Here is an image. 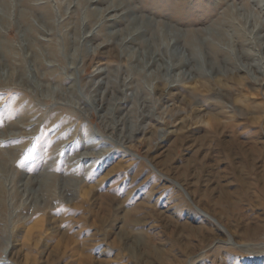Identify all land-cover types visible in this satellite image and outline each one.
I'll use <instances>...</instances> for the list:
<instances>
[{
  "label": "rangeland",
  "instance_id": "374dc122",
  "mask_svg": "<svg viewBox=\"0 0 264 264\" xmlns=\"http://www.w3.org/2000/svg\"><path fill=\"white\" fill-rule=\"evenodd\" d=\"M20 1L27 22L18 29ZM112 1L8 0L0 21V264H264V83L224 77L220 86L212 76L205 87L198 77L169 93L155 64L153 77L122 85L143 69L132 56H161L172 32L187 34L178 53L189 42L203 57L202 37L191 33L220 24L225 47L247 27L248 12L228 14L227 5L249 0H132L134 15L176 30L149 27L123 48L141 19L97 27L95 9ZM87 95L95 101L82 105ZM11 132L18 135L7 140ZM66 177L79 181L76 195L64 192Z\"/></svg>",
  "mask_w": 264,
  "mask_h": 264
},
{
  "label": "bare ground",
  "instance_id": "6f19581e",
  "mask_svg": "<svg viewBox=\"0 0 264 264\" xmlns=\"http://www.w3.org/2000/svg\"><path fill=\"white\" fill-rule=\"evenodd\" d=\"M101 1H103V0H89V2L92 4V6L97 5V3L101 2ZM19 4H21V1L16 3V5L13 7L16 11L15 25H16V27H18V29H21L22 23L27 22V19L25 18V16H27L26 15L27 13H26V11H23L20 9ZM263 5H264V0H249V2L247 4H245L243 7H241V6L240 7L234 6L233 7L231 5H227V8L224 12H228V14L229 13L235 14L237 12L239 14V13H241L242 10H246L248 12L245 14L246 15L245 24L247 25V27H245V29L242 28L243 30L242 29L239 30L238 27H237L238 30L235 28L232 31V33L229 35L230 36L229 40H231V41H229V44H227V43L223 44V45H225V47L220 44L221 43L220 35L222 32H224V31H222L223 29L222 30L220 29V24L218 26L219 28L211 27V29H208V31H205V30L193 31L191 33L192 38H193V35L198 36V38L202 37V39L200 40V44H201V50L203 53V57L194 53V49L189 42H184V44H182L183 48H181L182 51H180L178 53V49H180L178 47V44L181 43V41L186 37L187 34L183 33L180 30L177 32H172V35L170 37L171 40L168 42V45L166 46L167 47L166 50H162L164 48L161 49V51H162L161 56H160L159 52H153L151 54V56L149 57V59H150L149 61H148V59H145L146 55H142L141 56L142 58H140L139 53L136 54V56L135 55L132 56V59L136 58V60H141L143 62V67H142L143 69H139V71L135 70V74H134L135 76L130 78L129 80L128 79H126L124 81L122 80L123 81L122 82L123 87L127 90L132 88L133 84L135 82V79H134L135 77H137V78L140 77V79L148 78V76L153 77L152 69H151L152 73H150V74L147 73L148 72L147 69L150 70V68H152L155 64L158 66V67L156 66L157 67L156 69L159 72H161V75H159V77L156 80L157 81H164L165 85H168L167 87H169V88H167L168 89L167 91H169V93L172 90H176L177 86L179 84H181L185 81L196 80V78H198V77H201L204 79L203 82L201 80L200 81L202 82V84L205 87L207 86V81L208 80L210 81L212 76H214L213 79H216L215 82L220 86L223 84L222 78H224V77H229L231 80H234V82L236 81L237 83L242 84V85H245L246 81H248L252 86H254V85L255 86H262L264 83V16H263L264 15V8H262ZM255 7L259 8L258 13L260 15L258 13H256L257 15L254 13ZM10 8L11 7H10V3L8 2V0H5V3H0V21L2 20V21L7 22L5 12L9 11ZM95 10H98L100 13H102V17H103L102 21L97 26L100 28H102L105 25L106 26H114V24L117 23L119 20H129L130 23H136L138 18L140 17L139 19H141V22L138 23L137 26L134 25V27L132 29H130V31L128 30L127 34L125 36H123V38H121L122 39L121 44L118 43V45H121L120 47H122V48H123V46H126L127 44L136 43L137 37L139 35H141L142 32L146 31L149 27L153 28L154 26H157V27L162 26V28H164V29L168 27L171 30H176L172 25H170L168 23L157 22L154 19L149 18V17L134 15L138 11V7L133 4L132 0H114L111 3H109L104 9H98L97 8ZM120 10H122V12L118 14L117 12ZM112 12H115V13L111 14ZM40 17L45 18L43 16H40ZM226 20H221V22H220L221 27L225 28V26L228 25L227 23L229 21L226 22ZM45 21L47 22V20H45ZM216 22H217V20H216ZM9 23H10V21H9ZM46 24H48V23H46ZM164 29H161V31H159L157 35L159 36L161 34V37H162V35H163V37H165L164 35H168V32H165ZM22 33L23 34H22V36H20V38L24 36V38H25L24 40L29 42L28 38L30 36H28L27 31L26 32L22 31ZM208 34L210 36H212L214 39L218 40L219 42L215 41L214 39L205 37ZM146 41L144 43H146ZM29 43H23V45H22L23 48L29 47L30 46ZM107 44L110 45L111 43L108 42ZM169 47L173 51V52L169 51L171 56H168L169 55V52H168ZM228 48H229V50H227ZM117 50H118V48H117ZM224 50L226 51L227 55L225 56L224 59H220L219 53L223 52ZM122 52H124V51H122ZM120 56H122V55H120ZM159 61H161V63ZM195 61H196V64H193ZM176 71L177 72L179 71V72L175 74ZM238 73L244 74V78L239 77L237 75ZM69 78L72 79L75 77L69 76ZM118 80H119V78H118ZM152 88H153V92H157V90L159 91V86L157 84H154L152 86ZM97 93L98 92H96V95H97ZM80 98H82V97H80ZM95 98L94 99L92 98V100L95 101ZM82 100H83L81 103L82 105H83V103L85 104V103L92 102V100L88 97V95L86 96L85 99L82 98ZM220 102H222V100ZM108 110H110V109H108ZM109 112H112V111H109ZM135 129H133V130H135ZM143 131H145V130H143ZM17 135H18V133L11 132L10 134L8 133L7 135H3V136L5 138H7V140H12V138H15ZM105 138H107V137H105ZM102 143H103V145H106V143H110V142L105 139L102 141L99 140L96 143L93 140L90 142L89 147L94 148L97 145L100 146ZM86 147H87V145H86ZM104 151H105V148H102L101 151L100 150L98 152L96 151L97 153H95L93 155H91L90 152H87L81 156L80 155H78V156H80V158L81 157L82 158L95 157V156L101 155L102 152H104ZM94 152H95V150H94ZM2 162L0 163V171L3 172V167H5L7 164L2 163ZM69 180H70L69 177L65 178V181H64L65 183H63V190L66 193V195L68 193H71L72 191L74 192V193H72V195H76V192H77V189L79 188L80 183H79V181L75 182V180H73V181L71 180L72 181L71 182ZM29 182L33 183L34 181H32L30 179L28 181V183ZM73 182H75V183H73ZM2 189L3 188H2L1 182H0V193H1ZM4 189H5V187H4Z\"/></svg>",
  "mask_w": 264,
  "mask_h": 264
},
{
  "label": "snow or ice",
  "instance_id": "6c2138e0",
  "mask_svg": "<svg viewBox=\"0 0 264 264\" xmlns=\"http://www.w3.org/2000/svg\"><path fill=\"white\" fill-rule=\"evenodd\" d=\"M29 151H31V149H29ZM24 159H25V160H28L29 157L26 155V156L24 157ZM21 166H23V164H22Z\"/></svg>",
  "mask_w": 264,
  "mask_h": 264
}]
</instances>
